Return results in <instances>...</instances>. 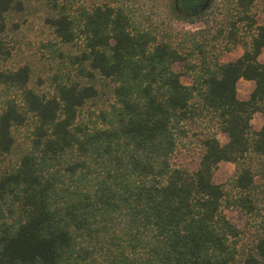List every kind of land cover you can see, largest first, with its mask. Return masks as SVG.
Wrapping results in <instances>:
<instances>
[{"label": "trees", "instance_id": "obj_1", "mask_svg": "<svg viewBox=\"0 0 264 264\" xmlns=\"http://www.w3.org/2000/svg\"><path fill=\"white\" fill-rule=\"evenodd\" d=\"M28 1L0 0V62L11 54L9 15ZM255 1L188 9V0H40L66 51L47 46L61 66L38 77L45 91L30 84L29 63L0 67V264H264V21ZM216 10L217 35L243 45L226 61L209 58L194 32L176 39L172 25L207 22ZM240 78L253 81L245 98ZM201 114L216 130L202 135L196 166L173 163L185 123ZM222 160L235 165V193L213 179ZM227 206L258 218L249 245Z\"/></svg>", "mask_w": 264, "mask_h": 264}, {"label": "rangeland", "instance_id": "obj_2", "mask_svg": "<svg viewBox=\"0 0 264 264\" xmlns=\"http://www.w3.org/2000/svg\"><path fill=\"white\" fill-rule=\"evenodd\" d=\"M215 1L188 0L186 8L190 9L200 5L205 7L209 4L213 5ZM252 10L258 22L264 21V0H256ZM45 14V6L41 4L40 0H29L28 5L22 12H15L9 15L8 27L3 37L6 45L11 49V54L0 62V67L5 68H13L25 62L29 63L31 66L30 84L37 90L42 91L50 89V85L48 81L39 82L38 77H41V79L45 78L46 75L56 69V65L59 64L58 66H61L59 59L50 55L47 46L50 42H53L54 45L60 46L62 50L66 51V46L59 41L51 27L45 22ZM215 15V19L212 18L213 16H210L207 22L197 17H193L191 21L181 18L173 20L172 25L179 32L177 33L178 36L176 39L178 37L184 38L187 34L194 32L197 41L202 43V47L208 53L209 58H217L220 61L233 59L242 52L243 45L240 42L231 44L224 33V35H217V23L221 19L222 14L216 10ZM198 29H202V31H197ZM246 33V29L242 25L238 34L243 36ZM73 50H76L75 47H73ZM198 55V52L195 53L191 57L192 61L197 59ZM258 57L264 61V47ZM173 67L181 73L180 78L182 82H190L191 78L182 61L174 62ZM252 87V80L240 78L237 81L238 96L241 98L247 97ZM262 122L263 113L260 111L254 112L251 118L252 127L254 129L259 128ZM185 124L187 133L180 139L172 155V161L175 164L193 168L199 159L202 135L206 132L215 131L216 124L213 119L205 114H201L196 119ZM217 136L221 142L226 140V135L223 132L218 131ZM5 161L7 162L8 159ZM234 172V163L228 160H222L214 170L213 179L216 182L223 183L230 192L235 193V189L230 187ZM255 178L259 183L262 181L258 174H256ZM259 204L263 207L261 208V212H264V198L259 200ZM224 211L231 221L244 229L242 239L243 247L249 245L252 241L258 218L246 212L240 206H227L224 208Z\"/></svg>", "mask_w": 264, "mask_h": 264}]
</instances>
